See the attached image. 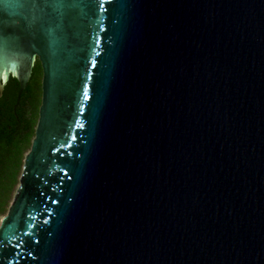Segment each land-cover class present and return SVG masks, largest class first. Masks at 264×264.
<instances>
[{"label": "water", "instance_id": "1", "mask_svg": "<svg viewBox=\"0 0 264 264\" xmlns=\"http://www.w3.org/2000/svg\"><path fill=\"white\" fill-rule=\"evenodd\" d=\"M37 59L0 264H264V0H0V97Z\"/></svg>", "mask_w": 264, "mask_h": 264}, {"label": "trees", "instance_id": "2", "mask_svg": "<svg viewBox=\"0 0 264 264\" xmlns=\"http://www.w3.org/2000/svg\"><path fill=\"white\" fill-rule=\"evenodd\" d=\"M43 67L36 60L32 76L17 101L20 82L11 75L0 97V223L8 213L30 151L42 104Z\"/></svg>", "mask_w": 264, "mask_h": 264}]
</instances>
